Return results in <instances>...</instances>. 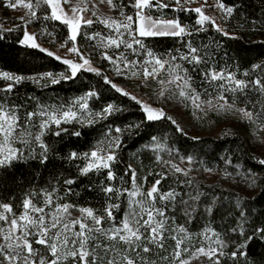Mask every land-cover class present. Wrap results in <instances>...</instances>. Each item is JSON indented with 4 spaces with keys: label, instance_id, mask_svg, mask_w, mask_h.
Wrapping results in <instances>:
<instances>
[{
    "label": "snow or ice",
    "instance_id": "obj_1",
    "mask_svg": "<svg viewBox=\"0 0 264 264\" xmlns=\"http://www.w3.org/2000/svg\"><path fill=\"white\" fill-rule=\"evenodd\" d=\"M0 2L26 9L19 23L0 28V40L16 33L13 44L38 50L62 65L59 71L34 69L29 74L0 71L4 82L0 85V184L23 183L15 170L35 164L33 179L15 208V195L8 202L0 200V264H157L149 258L153 249L160 264H198V258H207L211 264H224V259L238 264L243 258L245 264H255L248 247L254 239L264 242V226L249 229L245 225L254 211L251 205L264 197V173L239 163V153L246 151L242 145L204 151L202 137L190 135L187 125L165 106L175 101L185 109L190 107L196 120L210 112L232 116L246 123V136L264 142V59L252 62L243 78L227 63L235 60L238 69L242 59L239 52L229 54L233 43L239 45L249 34L264 37V2L258 17L244 10L245 0H215L213 5L205 0L196 7H191L192 0H106L114 16L99 14L96 0ZM206 7L217 9L218 16L207 15ZM185 12L195 14L194 24L181 19ZM233 20L236 23L230 28ZM49 22L59 23L48 31ZM35 23L42 27L34 29ZM96 25H103L106 34L92 31ZM212 30L219 40L207 36ZM45 36L53 44L62 40L56 51L38 42ZM160 39H171L180 47L158 51ZM79 40L96 43L81 45ZM97 54L104 66H95ZM88 73L103 81V86L84 84ZM117 78L136 89H149L155 102L116 83ZM76 81H81L78 94L47 101L16 91L27 84L43 91ZM105 89L134 102L140 119L124 122L123 114L129 109L117 99H107ZM250 93L257 99H251ZM157 124H165L170 134L164 129L150 131ZM90 132L96 137L86 147L72 146L73 138L80 140ZM142 135L148 136L142 149L150 150L163 166L159 172L148 173L160 178L146 192L137 184V167L122 157L125 141ZM49 140L61 142L66 150H58ZM132 158H138L137 154ZM58 162L75 164L76 175L57 169ZM117 164H124L119 185L115 183ZM259 166L264 169V159ZM44 170L49 176L40 184L37 178ZM94 174L103 177L99 184H80ZM203 174L223 180L205 185L199 179ZM142 179L146 182L147 175ZM164 179H171L174 186L161 192L158 185ZM78 184L80 191L75 190ZM85 189H99L105 201L102 208L70 202ZM249 192L256 195H242ZM215 216L226 221L223 233L206 224L193 234L186 226ZM227 221L234 226L229 227ZM166 239L174 242L171 251L165 247Z\"/></svg>",
    "mask_w": 264,
    "mask_h": 264
},
{
    "label": "trees",
    "instance_id": "obj_2",
    "mask_svg": "<svg viewBox=\"0 0 264 264\" xmlns=\"http://www.w3.org/2000/svg\"><path fill=\"white\" fill-rule=\"evenodd\" d=\"M118 0H114V3H117ZM226 3H232L233 0H225ZM236 3H239V0H235ZM264 0H245V8L244 10L255 14L257 17L261 11V3ZM192 7V6H191ZM129 12L132 11L131 7L128 9ZM168 10H166L167 12ZM171 15L170 12H168ZM181 19L184 20L188 24H194L195 22V14L194 13H182ZM59 22H49L48 31L54 30V25ZM236 23L235 20L232 21V25H229L231 28ZM34 29H40L42 25L40 23H35L32 25ZM4 29V28H2ZM92 31H101L102 34H106V30L103 25H96L92 29ZM59 29H56L57 36H59ZM16 33H12V36L9 39L0 40V71H11V72H21L24 74H29L30 70H45V69H53L56 71L62 70V65L60 62L55 61L53 58L47 57L45 54L39 53L38 50L29 49L25 50L23 46L15 45L12 43V38L15 37ZM208 37H215V39L219 40V35L215 33V30L209 31L207 33ZM251 39V44L248 43V39ZM52 38L50 37H41L38 39L40 43L45 46H54L61 43L62 40H58L56 44L51 43ZM204 42L207 43V38H204ZM79 43L82 45H95L96 41H85L79 40ZM180 47L179 43H174L171 39H160L157 44L158 51H164L167 48ZM229 54L231 55L234 52H239L242 59L240 60L239 68L236 67V62L233 59H229L227 63L232 66L233 71H238V78H243L242 74L246 68L250 67L252 62H259L261 59H264V37L260 36L259 33L254 35L249 34V36L245 37L243 41L238 45L233 43L231 48L227 49ZM220 56L223 57V52L220 53ZM93 61L95 66L101 67L104 66L101 64L99 60L98 54L93 56ZM223 61L217 65L219 68L222 66ZM43 65L41 69L40 66ZM196 84L200 85V77L198 72L195 74ZM116 83L125 85L127 82L123 79L117 78L115 80ZM4 82L2 78H0V85ZM84 84H92L97 87L103 86V81H99L97 78H94V74L88 73L86 74V79H83ZM81 84V81H76L74 84L64 83L60 87H51L46 90H41L34 85L27 84L23 87H18L16 91H18L21 95L25 92L32 93L37 97H43L46 101L49 97L52 98H61L71 96L73 94H78V88ZM136 89V88H135ZM2 95V94H0ZM104 96L107 99H117L118 103H122L125 107L129 109V112L123 114L124 122L130 120L140 119V114L137 108L134 105V102L129 101L127 98L119 97V94H115L114 92H109L105 89ZM250 98L255 100L257 97L254 94L250 93ZM243 106V98H241V105ZM98 107V105H97ZM155 129H164L169 132L170 129H167L165 124H157L154 125L153 129L150 131H154ZM249 132V128L245 122H243L239 128L233 129L231 131H225L220 133L219 135H200L205 142L204 151L211 153V149L213 146H219L222 149H236L238 146H243V149L246 151H241L239 153L240 159L239 163L244 165L246 168H250L255 171L257 174L264 173V169L259 166V160L264 159V155L257 149V141L259 139L250 138V134L246 136V133ZM191 135V133H190ZM96 137L95 132H90L87 137H81L80 140H76L73 138L72 146L83 145L84 147ZM148 141L147 135H142L139 138L128 139L125 141L122 157L125 163H132L134 167H137V184L143 185V190L147 191V188L151 186L155 179H159V176H152L148 173L151 170H155L157 172L162 170V165L156 162L153 158V153L150 150H143L142 145ZM49 143H54L58 150L65 151L67 146H62L61 142L49 140ZM136 153L138 158H132V154ZM255 156L256 159L253 160L252 157ZM142 162V163H141ZM236 161H234L235 163ZM51 168V165L49 166ZM35 168V164L32 165H21L15 170V175L18 180H22L23 183L13 184L9 182L7 186L0 184V200L4 202H8L9 197L15 195L16 200L14 202V208L17 203H19L21 199V192L27 190L29 183L33 179V169ZM56 168L60 171H63L66 175H76V166L75 164L69 165L67 162L57 163ZM124 164H117L114 168L116 172L117 179L115 183L117 185L120 184L119 177L124 175L123 172ZM147 175V181L145 182L142 178ZM49 176V172L47 170L43 171V176L41 178H37L40 184L44 183V180ZM214 179H210L207 174H203L199 177V179L205 184H209L218 180H223V177L216 175ZM208 177V178H207ZM103 179V177H97L95 174L90 178H85L80 180V184H88L89 182H94L99 184V180ZM125 180H128V176L125 175ZM80 184L75 186L76 191H80ZM130 187V184L127 185ZM170 186L173 185V181L171 179H164L161 181V184L158 185V188L161 192L166 191ZM242 195H256L255 193H242ZM124 200L127 199V194L123 197ZM70 202L77 203L82 206L92 207L94 209H100L104 205V197L100 193L99 189L96 191H88L85 189L83 192H80L79 196H73L70 199ZM157 206H161V202L157 200ZM251 208L254 210L251 215L248 217V223L245 225L246 228H256L264 226V197H260L256 200L255 203L251 205ZM18 211V210H17ZM99 214V213H98ZM172 213L169 212V215ZM178 223H184L183 220H179ZM226 221L221 219L220 216H215L209 221L207 218L198 219L195 224L186 225L189 230L195 234L207 224L210 227L216 229L217 232L223 233L224 226ZM229 227L234 226L231 221H227ZM251 235V232L248 233ZM225 239L227 237H224ZM232 240H236L237 237L235 235L231 236ZM197 246L199 245L196 241ZM174 246V242L170 239H166L165 247L171 251ZM156 250L153 249V253L149 254L150 259H156L157 264H160L158 256L155 254ZM162 254V253H161ZM248 255L249 259L253 260L255 264H264V242L259 239H254L250 242L248 247ZM207 259V258H205ZM206 264H211V262L207 259ZM224 264H233L231 259H224ZM238 264H245L244 259L240 258Z\"/></svg>",
    "mask_w": 264,
    "mask_h": 264
},
{
    "label": "rangeland",
    "instance_id": "obj_3",
    "mask_svg": "<svg viewBox=\"0 0 264 264\" xmlns=\"http://www.w3.org/2000/svg\"><path fill=\"white\" fill-rule=\"evenodd\" d=\"M12 2L15 3V0H12ZM25 2L27 3V0H25ZM206 2L208 5L215 4V0H206ZM96 3H97V9H98L99 14L103 16L116 15V12L112 10L110 6L107 5L106 0H104L103 3H101L100 0H96ZM201 3H205V0H192L191 6L196 7V6H199ZM204 10L207 15L218 16L217 9L206 7ZM25 11L26 9L21 5H18L17 8L13 9V8L7 7L6 4H4L3 2H0V28L9 29L14 24L19 23L18 17L23 15ZM218 22H220L219 19H218ZM42 46H45V45L42 44ZM48 47L52 49L53 51H56L58 49V45L48 46ZM86 50H91V49L89 48ZM60 52L62 54L63 50H60ZM123 86L137 93L138 95L143 96L144 99L149 100L150 102H155V97L152 95L149 89H146V88L135 89L131 82H127ZM155 106H160V105L156 104ZM165 108H166V111H168L169 114L175 116L178 119V121L185 123L187 125L189 129V133L196 134L199 136L200 135H219L222 132L231 131L233 129L239 128L240 125L243 123L242 121L232 116H226L222 113L217 114V113H212V112H210L206 118L201 119V120H196L192 116V110L190 107L188 109H185L183 105L177 104L175 101H170L165 106ZM189 121H191V123H188ZM257 149L261 153L264 152V142H262L261 140H258ZM208 177L210 179H214L215 177L217 178L216 175H212V176L208 175ZM206 261L207 259L205 258H198V264H206Z\"/></svg>",
    "mask_w": 264,
    "mask_h": 264
}]
</instances>
